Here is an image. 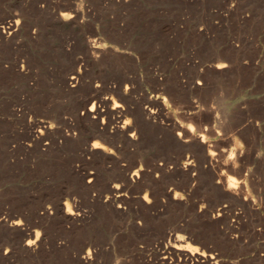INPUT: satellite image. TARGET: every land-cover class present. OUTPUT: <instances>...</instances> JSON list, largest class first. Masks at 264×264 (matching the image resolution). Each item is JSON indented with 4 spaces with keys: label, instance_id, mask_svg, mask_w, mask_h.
I'll use <instances>...</instances> for the list:
<instances>
[{
    "label": "rangeland",
    "instance_id": "rangeland-1",
    "mask_svg": "<svg viewBox=\"0 0 264 264\" xmlns=\"http://www.w3.org/2000/svg\"><path fill=\"white\" fill-rule=\"evenodd\" d=\"M74 2L82 4L83 25L63 26L48 15V10L69 11ZM234 2L196 0L188 10L186 0H0V25L19 17L41 33L37 41H0V215L13 214L24 226L0 225V264H83L79 256L85 243L93 249L88 264H157L160 251L178 241L177 235L189 248L214 252L222 259L219 264H264V0ZM87 37H115L132 51L86 62L85 79L98 83L99 95L109 100L120 98L107 86L127 84L137 101L159 89L169 104L181 109L192 94L189 82L198 67L217 55L233 62L220 74L211 69L204 73L202 95L211 97L225 124L182 120L194 128L213 127L216 139L211 143L218 159L240 158L249 177L239 195L212 188L209 175L197 170L171 173L175 162L199 150L173 144L155 128L146 130L140 153L166 171L152 170L149 185L143 179L124 182L126 199L120 208L90 198L96 193L104 198L112 178L122 182V170L110 157L81 155L87 137L108 143L90 136L89 119L78 108L84 92L60 86L73 67L67 43L80 45ZM63 46L69 49L65 52ZM20 64H26L28 74L17 71ZM222 95L228 102L247 98V123L241 131L225 129L229 123L234 126L240 114L232 109L226 113ZM40 117L58 120L54 122L75 138L57 142L45 135L26 148L31 120ZM90 170L97 174L91 188L84 177ZM227 177L239 180L241 175L224 170L222 180ZM145 193L149 210L142 202ZM176 193L180 196L173 198ZM251 198L258 208L250 206ZM65 201L72 210L79 209L80 219L65 214ZM35 229L40 244L35 252L24 251L20 242L27 236L34 239ZM5 246L13 248L9 257L2 254ZM170 257L168 262L176 258ZM182 264L196 263L192 259Z\"/></svg>",
    "mask_w": 264,
    "mask_h": 264
},
{
    "label": "bare ground",
    "instance_id": "bare-ground-1",
    "mask_svg": "<svg viewBox=\"0 0 264 264\" xmlns=\"http://www.w3.org/2000/svg\"><path fill=\"white\" fill-rule=\"evenodd\" d=\"M193 1L196 0H186L188 10L191 8ZM233 1L238 3L244 0ZM231 7L233 6H229L227 10H231ZM48 13V15L52 17L56 23L63 26H79L83 25L85 21V12L82 9V4L77 2L71 4L69 11L48 10ZM65 13H68V18H65ZM11 17H14V15ZM187 19H189V16ZM17 20L20 21L19 24L16 23ZM40 34L39 27H32L30 22H25L19 17L2 21V24L0 25V41L4 43L15 44L16 41L19 42L22 39L29 42L37 41L38 38H40ZM67 45L73 50L71 53L73 67L65 72L60 80V86L68 92H84L78 108L83 110L80 113L89 119L92 127L90 136H101L104 138V142L108 143L105 144L97 140L89 141V137H87L82 142L80 153L81 155H99L101 159L110 157L113 162L118 163L120 169L122 170V182H117V178H112L111 183L109 184V190L103 196L104 198H102L100 194L96 193L90 195L91 199L99 200L105 205H115L117 208H120L122 207L121 203L126 199L124 191L126 190L127 185L124 184V182L131 184L135 182H142L143 179L145 180L143 184L149 185L153 181V177L151 175L152 170H158L161 174L166 171V169L161 166L160 162L159 165H157L152 158H148L143 153H140V149L142 147L141 142L144 139V136H146V130L150 131L155 128L159 129L161 132H165L167 139L171 143L187 148L194 147L199 150L198 154L195 155L192 153L184 158L183 161L175 162L169 170L171 173H180L182 175L183 173H189L191 170H197L199 174L209 175L212 188L225 195H239L242 187L246 185V181L249 177V173H244V165L239 163L240 158H234L231 156V159H229V157L225 159H218V154L214 151L211 143L214 139H216V137H212L211 135L213 127L202 128L198 125L194 128L191 123L187 124L182 120V117L198 121L206 119L207 121L215 124H225L227 120L224 117H220L218 113H216L212 105L211 97L206 96L205 94L202 95V92L207 86L204 74L205 71L207 69H211V72L220 74L223 72L224 68H229L232 65L233 62L230 59H227L224 55H217L208 63L202 64L198 67L193 80L189 82V89L192 94L188 96L187 105L181 109H177L174 105L169 104L166 96H164L159 89H155L148 96H146L143 99V102L137 101V99L135 100L132 97V90L127 86V84H125L123 88L111 84L107 86V90L117 92L120 98V101L110 99V103V100L107 97L99 95L97 87V85H99L98 83L93 84L91 81L85 79L86 62L97 61L106 55L132 54L130 47L121 43L115 37H111L108 40H105L102 37H87L80 43V45H78L75 41L67 43ZM68 49L69 47L67 48V46H63V50L65 52ZM13 64V67L16 68L17 60H15ZM24 66L21 65V69H17V71L20 74L26 75L29 73V69L26 68L27 66ZM236 86L238 87V85ZM194 93L198 95H194ZM220 100L222 105L225 107L226 113L229 114L230 109H232L234 112H238L240 114V118L236 124L234 126H231L230 123L228 125H224L225 129L241 131L247 123V120L244 118L245 107L248 103L247 98L239 97L238 99L228 102L223 96ZM93 103L96 107L95 109L90 110ZM114 104L118 106L114 107ZM54 120L55 119H51L49 117L32 119V127H29V129H31L29 140L25 143V147L30 148L36 141H40L45 135L50 134L55 136L57 142L75 138L76 135L73 132H64L62 129L63 127L61 125H57L58 120H55L57 124ZM62 122L64 124V121ZM96 142H99L103 145V147L93 148L92 145ZM29 144H31V146H29ZM134 152L138 154L130 157L131 159L128 160L127 164L121 163V161L127 159V157ZM213 153H215V155H213ZM224 170H236L241 175V178L236 180L234 177H227L225 180H222V172ZM84 177L86 178L87 186L91 188L96 180L97 174L95 171L90 170L84 173ZM187 178L190 181L193 179L190 175H187ZM233 181H235V187L231 186ZM117 184L120 185L119 188L115 187ZM144 196L145 194L142 196L143 205L149 210L151 209V206L149 205L150 198L148 197V199H145ZM176 197V194H174L173 198ZM64 204L66 207L65 214H67L70 218L80 219L82 217L83 214L79 211V209L68 212V203ZM250 206L258 208L255 199L251 198ZM44 208L45 207H43V209ZM46 210L48 209L46 208ZM16 220H20L21 223L16 224ZM2 224L20 230L24 227L21 218L15 217L13 214H8V217H6V215H0V225ZM37 232H39V229H35V233ZM179 237L180 235H177L176 238L178 241H174L169 247H164L160 251L161 257L159 258L157 264H182L183 262H187L192 259H194V263L196 264H202L204 262L219 264L222 261V259L212 251L196 250L195 248H189L187 245L180 243ZM28 240H34L35 243L29 245L27 243ZM38 241L39 238H37L36 234L34 239L29 236L24 237L20 242L21 248L27 252H35L41 240L39 242ZM89 245V243L83 244L85 249H83V253L79 256V261L83 264L91 263L92 260L93 249ZM5 249L8 251L5 252ZM12 253L13 248L11 246L9 248L8 246H5L4 251L2 252L4 257H9ZM170 255H175L176 258L168 262V259L171 258Z\"/></svg>",
    "mask_w": 264,
    "mask_h": 264
},
{
    "label": "snow or ice",
    "instance_id": "snow-or-ice-1",
    "mask_svg": "<svg viewBox=\"0 0 264 264\" xmlns=\"http://www.w3.org/2000/svg\"><path fill=\"white\" fill-rule=\"evenodd\" d=\"M65 18H68V13H65ZM16 23L19 24L20 21L17 20ZM97 87H99V85H97ZM113 106H114V107H117L118 105H115V104H114ZM95 107H96V105L93 103V104L91 105V107H90V110L95 109ZM126 123H130V122H126ZM189 127H190V125H189ZM92 147H93V148H102L103 145H101L99 142H96L95 144L92 145ZM109 151H110V149H109ZM213 155H215V153H213ZM231 158H232V157H231V155H230V156H229V159H231ZM189 162H190V161H189ZM134 175H135V173H134ZM230 179H231V178H230ZM231 186H232V187H235V186H236L235 181H233V182L231 183ZM115 187H116V188H119L120 185L117 184ZM176 195H177V196H180V193H176ZM144 198H145V199H148V194H147V193H145ZM65 203L67 204V201H65ZM201 207H204V206L201 205ZM67 211H68V212H71V211H72V208H71L70 205L67 207ZM15 223H16V224H20L21 221H20V220H16ZM36 236H37V238H39L40 233L37 232V233H36ZM179 239L183 240L184 237H183V236H180ZM27 243H28L29 245H32V244L35 243V241H34V240H28ZM7 251H8V250L5 249V252H7Z\"/></svg>",
    "mask_w": 264,
    "mask_h": 264
},
{
    "label": "clouds",
    "instance_id": "clouds-1",
    "mask_svg": "<svg viewBox=\"0 0 264 264\" xmlns=\"http://www.w3.org/2000/svg\"><path fill=\"white\" fill-rule=\"evenodd\" d=\"M44 143H45V144H47L48 142H47V141H45ZM29 146H31V144H29ZM149 202H150V201H149Z\"/></svg>",
    "mask_w": 264,
    "mask_h": 264
}]
</instances>
